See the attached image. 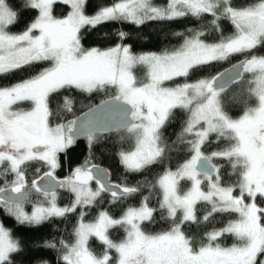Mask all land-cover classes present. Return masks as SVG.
Listing matches in <instances>:
<instances>
[{"label":"snow or ice","instance_id":"6c2138e0","mask_svg":"<svg viewBox=\"0 0 264 264\" xmlns=\"http://www.w3.org/2000/svg\"><path fill=\"white\" fill-rule=\"evenodd\" d=\"M88 2L25 0L22 7L38 14L25 30L14 33L10 28L22 13L8 0H0V78L40 63L49 65L0 86V180L4 181L0 208L20 224L34 226L79 209L73 242L58 241L62 264H264V56L254 52L264 47V0L245 7L234 6L233 0H169L166 5L118 0L93 15L86 12ZM57 3L70 6L63 18L53 14ZM186 17L199 20L201 28L190 29L187 35L176 33L183 42L160 53H134L122 43L128 36L123 31L117 32L121 43L108 49H85L81 43L82 29L106 22L141 26ZM225 20L234 28L232 35H223ZM209 30L220 38L208 42ZM233 55L244 59L229 73L189 81L193 72ZM138 67L145 69L142 79L134 72ZM178 78L185 82L177 83ZM233 85L239 91L231 93L232 99L244 97L239 118H233L224 103ZM73 90L112 95L82 119L56 122L73 112V100L64 95ZM54 95L62 96L58 110L50 107ZM252 99L255 106L248 103ZM23 102L31 108L20 107ZM176 110L186 119L175 143L186 147L189 158L174 171L165 168L155 182H146L145 187L159 190L158 209L150 207L145 196L139 207L129 206L119 217L101 210L93 221L85 222L88 209L100 204L105 194L109 203L117 204L141 189L111 183L108 172L90 159L59 179L61 154H67L80 137L91 150L102 134L115 132L131 142L129 150L119 152L128 172L164 165L170 146L163 129L175 119ZM213 142L217 149L206 152ZM34 165L36 176L29 182L27 171ZM225 174L234 180L225 183ZM181 181L190 187L182 188ZM58 189L72 195L70 204H58ZM33 193L43 199L28 213L24 204ZM198 204L208 206L202 217L197 216ZM157 210L168 228L149 233L145 223H155ZM215 214L237 218L205 232L199 241L186 234V225L207 223ZM115 228L123 230V239L111 238ZM225 236L235 242L223 246ZM92 238L103 245L100 253L92 250ZM44 246L56 249L57 243ZM22 251L11 230L0 223V264H15L13 256Z\"/></svg>","mask_w":264,"mask_h":264},{"label":"trees","instance_id":"16d2710c","mask_svg":"<svg viewBox=\"0 0 264 264\" xmlns=\"http://www.w3.org/2000/svg\"><path fill=\"white\" fill-rule=\"evenodd\" d=\"M25 0H8V3L22 15L19 22L14 26H11L10 31L14 33H20L36 16L37 11L25 10L22 5ZM118 0H89L86 7L88 15L95 14L101 7L110 6ZM157 5H166L169 0H153ZM259 0H233V5L236 7H245L251 4L258 3ZM70 11L68 5L63 3H57L54 5L53 14L57 18H63ZM201 22L192 17L180 18L173 21H150L144 25L137 26L131 23H113L106 22L95 28L82 29L81 43L85 49L100 48L108 49L121 43L117 36V32L123 31L128 33L122 43L130 45L131 50L136 54L143 53H160L164 50H170L178 47L182 42V37L176 35V33H185L187 35L190 29H200ZM223 35L229 36L234 32V28L227 20L222 21ZM220 38L219 33L208 31V35L205 39L208 42H215ZM258 56H264V47H259L254 50ZM244 59L242 55H233L226 61L211 62L207 66H204L198 71L193 72L189 81L194 82L199 79L210 78L212 76L219 75L226 68L232 66ZM49 65L47 63H40L29 71H20L13 74L10 78H0V86H9L13 83L19 82L32 75H35L42 68H46ZM136 75H143V68L135 69ZM177 83L185 82L184 78H178ZM238 92L239 89L234 85L228 90V94L224 96V103L226 110L233 118H239L244 111V97H240L236 100L232 99L231 93ZM64 95H70L73 100V112L62 114V116L56 118V122H63L71 120L87 111L88 109L98 105L104 100L110 99L112 92H101L88 95L79 91H71L64 93ZM63 103L61 95H54L50 107L53 110H58L59 106ZM250 106H255L254 99L249 100ZM23 108H29L28 103H24ZM186 114L180 110H176L175 119L166 125L163 129L164 139L170 146L167 163L164 165H153L149 169L140 172L132 173L128 172L121 164L119 158V152L122 150H129L130 141H122L118 134L101 135L99 141L90 150L86 139L78 140L76 144L70 148L67 154H61L62 167L56 170V175L59 179H64L72 170L76 167L84 164L86 160H91L92 163L103 166L110 171L111 181L113 184L139 186L140 192L132 197L127 198L123 203L111 204L109 203V196L105 194L104 199L100 204L88 209L87 215L84 217L85 222L93 221L98 215L99 211L107 210L113 216L119 217L123 211L129 207H139L142 202V198L148 197V204L150 207L158 209L159 204V190L145 187L146 182H155L159 174L163 173L165 168L170 167L173 171L176 167L189 158V153L184 145L175 143L177 135L181 131ZM218 145L213 142L206 146L205 151L211 152L217 149ZM217 163V161H213ZM227 166L225 165V169ZM35 165L30 167L27 171V178L29 182L36 176ZM43 170V169H42ZM12 177H9L11 180ZM234 180V177H230L225 174L224 182L228 183ZM4 186V181L0 180V187ZM59 205L65 206L71 203L73 197L68 192H61L59 194ZM39 203V201L37 202ZM36 203V204H37ZM197 212L198 217H202L205 214L208 206L198 204ZM78 212L69 214L64 218H51L47 222L41 225H27L20 224L15 218L8 215L5 211L0 210V222L4 224L7 229H10L12 235L17 239L23 251L13 256L15 264H62L59 259L61 252L59 251L60 245L58 241H66L68 243L73 242V229L77 224ZM155 215V223H145V230L149 233H158L167 230L168 223L162 220L160 217V211L157 210ZM237 217L229 214H215L210 218L207 223L197 225L192 223L185 226V232L187 235L194 237L196 241H199L203 234L207 231H211L213 228L219 229L225 226V224ZM111 238L114 240H121L124 237V232L120 229H112L110 231ZM46 242L57 243L56 249L45 247ZM235 241L231 236H225L221 238L223 246H231ZM89 244L96 253H100L103 250V245L100 244L95 238L90 239Z\"/></svg>","mask_w":264,"mask_h":264},{"label":"rangeland","instance_id":"374dc122","mask_svg":"<svg viewBox=\"0 0 264 264\" xmlns=\"http://www.w3.org/2000/svg\"><path fill=\"white\" fill-rule=\"evenodd\" d=\"M69 8H70V6H69ZM144 70V73H145V69H143ZM134 72H135V70H134ZM136 74V73H135ZM247 75V74H246ZM137 77L138 78H143V75H139V74H137ZM24 103H28L30 106H31V104L29 103V102H23L21 105L23 106V104ZM21 105H20V107H21ZM92 186L93 187H95V183L93 182V184H92ZM181 186H182V188H187V187H190V183L189 182H187V181H181ZM67 192L65 189H62L59 193H58V204H59V199H60V196H59V194L61 193V192ZM70 194V193H69ZM71 195V194H70ZM72 196V195H71ZM43 198H38V199H36L35 200V198H34V201H32V205H30L32 208H30L31 210L29 211V210H25L26 212H28V213H31L32 211H33V208H34V206L36 205V203L39 201H41ZM66 206V205H65ZM5 211V210H4ZM6 212V211H5ZM7 213V212H6ZM8 214V213H7ZM9 215V214H8ZM11 216V215H10ZM13 217V216H12ZM13 218H15V217H13ZM1 223V222H0ZM115 229H119V228H115ZM112 230V229H111ZM110 230V231H111ZM120 230H122V229H120ZM123 231V230H122ZM233 238V237H232ZM233 240H234V238H233ZM119 241V240H118Z\"/></svg>","mask_w":264,"mask_h":264},{"label":"water","instance_id":"95a60500","mask_svg":"<svg viewBox=\"0 0 264 264\" xmlns=\"http://www.w3.org/2000/svg\"><path fill=\"white\" fill-rule=\"evenodd\" d=\"M240 61H238L237 63H239ZM237 63H235V64H237ZM235 64H233V65H235ZM233 65L232 66H230V67H228V68H226L224 71H222L221 73H229L230 72V70L233 68ZM218 76V75H217ZM234 86V85H233ZM233 86H231L229 89H231ZM107 100H109V99H107ZM105 101V100H104ZM103 101V102H104ZM103 102H101V103H99L98 105L99 106H101V107H103L104 105H103ZM98 105H95L94 107H92L91 109H96L97 108V106ZM88 111H89V109L87 110V111H85V112H83L82 114H80L79 116H77V117H81V119L84 117V114L85 113H88ZM115 132H110V133H108V134H102V135H109V134H114ZM82 139H85L84 137H80L78 140H82ZM77 140V141H78ZM98 166V165H97ZM101 169H104V170H106L107 172H108V174H109V180H110V182L112 183V181H111V174H110V171L107 169V168H105V167H103V166H99ZM62 189H58V193L61 191ZM26 204V203H25ZM24 204V205H25Z\"/></svg>","mask_w":264,"mask_h":264},{"label":"flooded vegetation","instance_id":"af4514ba","mask_svg":"<svg viewBox=\"0 0 264 264\" xmlns=\"http://www.w3.org/2000/svg\"><path fill=\"white\" fill-rule=\"evenodd\" d=\"M31 108V106L29 105V108L28 109H30ZM27 109V108H26ZM29 179V178H28ZM34 198H35V200L36 199H38V198H42V197H38V194H36V193H33L32 194V196H30V198H29V202H27L25 205H24V209L25 210H31L30 208H32L30 205H32V201H34ZM0 210L1 211H4V209L3 208H0Z\"/></svg>","mask_w":264,"mask_h":264}]
</instances>
